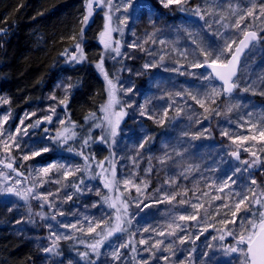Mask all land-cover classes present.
<instances>
[{"label":"snow or ice","instance_id":"obj_1","mask_svg":"<svg viewBox=\"0 0 264 264\" xmlns=\"http://www.w3.org/2000/svg\"><path fill=\"white\" fill-rule=\"evenodd\" d=\"M86 14L83 16L80 29V36L82 38L85 31V27L88 25L90 18L93 15L94 9L106 8L104 12V27L100 33V43L103 45L104 52L101 53V60L96 64V67L104 73V79L107 82V95L108 102L101 107V111L104 113L101 123H95L93 127L102 128L101 135L97 138L99 143L108 144L111 149L113 145L117 143V136L124 132L121 128V123L126 116H129V109L135 113L138 110L140 117H145L148 120H153L155 123L163 126L169 119L173 118L169 115V109L175 106V115L180 116L184 112V107L179 105L177 100L171 99L174 95L184 100L193 101L201 109V114L204 120L209 119L211 116H223L232 113L233 109L238 108V104H227L226 108L221 111L218 109V101H221L223 97H232L233 94L239 90L241 92H251L253 95L264 96V76L260 77L261 84L257 85L251 79L242 80L241 69L247 65L251 59L252 49L257 43L264 42V0H250L246 5H234L229 3L227 5L228 15L222 14L223 8L217 9L210 6L208 8H202L200 5H196L191 8L193 16L198 17L199 20L204 21L207 26V30L202 33H193L191 30H186L191 44L194 48L191 51L180 52V56L187 62V68L192 70L205 69L206 71H181L185 68V64H179L177 67L165 70H171L179 72L180 75L193 76L195 79L201 82H208L212 80L219 81V86H212L210 91L193 92L189 89H182L173 93H166L169 96L171 102L168 108H165L163 113L157 114L150 111L146 104H137L136 101L131 100V95H135V85L129 83L125 85L123 82H114L109 78V74L104 70L103 61L105 59V53H115L112 59L125 55L127 53H121L122 42L112 37L113 32L124 33L125 29H129V15L116 16V13L123 12L128 13L129 9L135 7L132 0H121V3L117 6L114 4V0H85ZM159 3L164 8H170L172 5L179 7L181 11H188L186 7L188 0H159ZM153 13H150L149 23L155 29V20L152 18ZM218 16V19L214 23L220 25L224 29H233L232 35L222 33L219 29H213L212 23L209 22L206 17ZM115 20L118 21L117 26L113 27ZM231 20V24L225 21ZM131 30V29H129ZM159 29L152 33H145L147 39L143 42L139 40H133L127 44L128 48L139 49L140 51H146L144 44L151 40L152 43H159L166 45L168 43L165 39H157V33ZM239 33V35H237ZM135 35V32L132 33ZM199 37V38H197ZM75 43V54L71 55L70 62L80 63L83 62L86 57L83 52L81 43L77 40L76 36L71 37ZM175 50V49H174ZM67 52V49L65 50ZM150 55L152 53H149ZM166 54H161L159 60L154 62H146L143 65V69L147 70L157 68L163 65ZM191 56V60L189 57ZM132 59V56H128ZM202 58V59H201ZM129 71H131L129 69ZM137 75L143 73L137 72ZM59 86V85H58ZM73 85L68 84L65 86L66 91ZM203 87V84H201ZM123 92L125 96H129V100L121 103L117 93ZM131 94V95H130ZM53 100H57V97L53 95ZM0 103L8 104L10 101L7 98L0 97ZM58 104L67 105V95L64 99L58 100ZM119 105V110H116V106ZM48 115L43 116L41 119L26 123L30 116H34L35 113H26L23 118L19 120V123L13 127H8L11 119V112L0 114V153H3L0 158V196L16 197L19 200L29 201L39 200L41 201L40 207L45 205L49 209H55L51 215V220L55 221L57 215L65 216L66 213L63 210H59L56 207L54 200H50L54 193L43 192L38 189L43 188L46 183L61 184L66 182L70 177H77V174H81L79 182H72L71 187L75 189L77 193H83L85 188L88 192H95V195L100 197V200L92 203L91 207L95 208L98 204H103L112 211L106 216H100L98 218L85 217L86 227L80 220L75 223H60L61 228L69 229L73 232L84 233L92 237V242L86 244L87 251L77 252V255L81 260L85 261V264H96V260L91 259L94 255L97 259L102 255L110 257L112 264L121 261L123 252L122 249L129 248L131 246L132 252H136V247L130 236L127 241H120L118 234L126 233L129 231V227L135 219V214L131 213L130 209L135 204L136 209L143 211L152 205L164 204L173 205L179 203L181 205L189 204L193 209L191 214H181L177 217L179 221H195L199 223L204 219L200 216L201 210L207 214L202 203H192L183 197L188 195V192L183 193L176 192L175 190L167 191L164 188L156 189L158 197L153 199L151 203L146 202V199H140V197L147 198L148 183L144 179H137V173L132 170L126 177L121 178L118 174L115 163V152L111 153L112 158L106 157L104 160L96 161V168H99V172L92 170L91 162L95 160L94 155L86 154L83 150H77L69 144V141H73L77 138V132L75 131L77 125L75 122H66L64 119H59L61 126L55 133L50 134V129L43 127V124H52L53 117L56 115V107L51 106L49 108ZM95 117V113L91 114ZM133 118H135L133 116ZM191 118V117H190ZM86 121L88 117L85 118ZM240 121L236 122V126L240 129H245V133L235 134L228 129H223L220 132L222 137H225L230 142V151L228 155L239 163L240 166L235 167L232 170L231 175L225 174V177L217 185L213 182V186L217 192L224 193L225 189L229 190L230 199L227 202H222L220 205H216V217H212L213 223L203 226V231L192 234L189 233L186 236H177V229L183 230L180 224L169 223L166 225V229L157 230L152 227H145L143 232H155L158 236H172L179 239L180 244L190 242L195 245V241L208 230L209 227H213L218 232V236L212 237L213 240H219L225 255L237 254L240 260V264H264V188H260L257 185V180L254 177L253 169H260L264 171V113L255 115L249 111L240 118ZM197 124L201 123V120H196ZM70 125V126H69ZM37 130H40L39 132ZM131 131V130H130ZM132 135L135 132L132 131ZM188 135V133H184ZM211 135L209 128H203L196 133L193 138L198 139L200 137H208ZM38 137V138H33ZM27 138V139H24ZM111 138V143H109ZM92 136L82 140L81 148H85L92 141ZM152 137L145 134L140 137L134 146L135 155L127 156L126 158L132 161L133 168L139 164L138 158L142 156L143 150L151 143ZM59 150L74 153L77 156L82 157L84 165L61 163L59 160L53 159L52 162L46 163L43 166L30 169L29 176H32L33 172L35 177L32 180V186L25 187V180L12 179L11 174L15 173L16 177H23L24 173L19 171L15 166L19 161H35L37 158H43L46 154L57 153ZM17 153L19 155L17 156ZM242 153H247L250 159L242 158ZM179 155V153H177ZM171 159L167 152H165L159 159L160 165H165ZM150 163V161H149ZM107 165V167L105 166ZM3 169H7L5 172ZM91 171L90 179H99L103 185L104 192L100 187H88L85 185L84 174H88ZM153 171L150 166L145 170V174H149ZM238 173H248L247 183L243 190L232 192V186L237 184L236 176ZM55 176L56 178H52ZM164 184L169 187L176 184V180L168 179L164 181ZM67 186V185H65ZM131 189H135L137 193L136 197L131 196ZM59 191V189L57 190ZM127 193V195H125ZM204 195H207L205 193ZM65 202L72 200L71 194H65ZM199 198H197L198 200ZM215 199L224 201L223 195L216 196ZM8 212H13L16 209L15 202H8L4 205ZM31 212V208H29ZM230 213V216H229ZM246 213L247 215H241ZM42 220H47L49 217L42 213H37ZM220 223L224 227L215 229L214 224ZM16 223H21V220H17ZM231 225L232 227H229ZM49 229V238L51 244L47 247H42V251L45 254L60 255L59 241L70 240L75 237L65 235L64 233H57L53 231V225L48 223L45 225ZM132 235H135L134 233ZM116 237L118 244H112L111 238ZM226 237H231L234 243H224ZM151 238L139 240L140 245H145L144 251L151 252L152 249H156L163 252H170L172 256L176 255L173 250V244H165L163 240H156L151 242ZM80 243H85L83 240ZM150 244V246H148ZM106 246L111 248L110 252H104ZM207 248L212 249L215 247L213 244H207ZM196 251L193 247L188 251V256L184 260L178 259V264H192L193 253ZM154 255V253H152ZM203 257H208L207 251L201 253ZM160 259L165 261V264H169L170 256H162ZM62 264V262H61ZM69 264H73L70 260ZM104 264H108L105 261ZM143 264H148V261H144ZM203 264V262H202Z\"/></svg>","mask_w":264,"mask_h":264},{"label":"rangeland","instance_id":"obj_2","mask_svg":"<svg viewBox=\"0 0 264 264\" xmlns=\"http://www.w3.org/2000/svg\"><path fill=\"white\" fill-rule=\"evenodd\" d=\"M136 1V0H135ZM141 6L135 10V12L124 13V15H129V29H125L124 33L113 32L112 37L118 39L122 42L121 44V53H127L128 56H132V59H129L128 56L121 55L112 59L111 57L115 53L109 54L108 62L111 65H114L113 72L114 76L110 79H113L114 82H122V78H118V71L122 70L124 72V84L127 85L132 83L135 85L136 93L131 95V100L137 102V104H146L147 108L157 113L158 115L163 113L165 108L169 107L171 102L170 98L166 93H175L182 89H189L193 92L210 91L212 86H219V83L215 80L208 82H201L200 80L195 79L193 76L187 74L180 75L179 72L165 70V67L172 69L177 67L179 64H185V68H182L181 71H206L205 69L192 70L187 68V62L183 60L180 56V52L191 51L194 48V45L191 44V40L187 35L186 30H191L193 33H202L207 30V26L204 24V21L198 19L191 13V8L196 5H200L202 8H208L207 6L218 7V4L223 0H188V5L186 7L188 11H181L178 6L172 5L170 8H164L159 0H156L159 9H156L148 0H141ZM224 2V1H223ZM229 3L234 5H246L241 0H228ZM250 2V0H249ZM259 2V0H257ZM115 5H119V0H114ZM161 9V10H160ZM107 11L106 8L103 9V25L98 33V40H101L100 33L103 31L104 27V12ZM150 13H153V19L155 20L156 28L154 29L149 23ZM116 16H122L119 13H116ZM210 23L213 25V29H219L222 33L227 35H232L233 29L228 28L224 29L220 25L214 23L218 16L206 17ZM226 23L231 24V20L225 21ZM118 21L115 20L113 27L117 26ZM159 29L157 33V39H165L168 41L166 45H161L158 42L152 43L151 40H148L144 44L146 51H140L139 49H131L127 47V44L131 43L133 40H139L143 42L147 39L145 33H152ZM133 31L135 35H133ZM239 35V33H237ZM199 38V37H197ZM101 44V43H100ZM102 45V44H101ZM261 45L258 43L252 49L251 59L248 61L247 65L244 66L241 70L242 80H252L253 75H251L252 66L254 65L253 59L258 52L261 51ZM103 47V45H102ZM104 49V48H103ZM175 49V50H174ZM157 51V57L152 59H147L149 53H155ZM75 54L74 52H69L65 55L66 59L70 60L71 55ZM107 54V53H106ZM161 54H166L163 65L157 68L147 70L146 72L143 69V65L146 62H154V60H159ZM202 59V58H201ZM191 60V56L189 57ZM118 63V66H116ZM123 64V65H122ZM117 69V70H116ZM129 69L131 71H129ZM137 72L143 73L142 75H137ZM254 78V77H253ZM139 79L140 84H135V81ZM203 84V87H201ZM59 85V86H58ZM67 82L63 79L58 80L54 85L48 89L42 96L41 101L34 104L32 108L26 109L20 113L14 115V117L9 121L8 127H13L19 123V120L24 117L26 113H35L34 116H30L29 120L26 121L32 122L36 119H41L43 116L50 114L49 108L51 106L56 107V115L53 117L52 124H43V127L50 129V134L55 135L56 131L61 128L59 124V119H64L66 122H75L77 125L75 131L77 132V138H79L78 128L79 125L77 121H74L69 115L63 112L65 105L58 104V100L64 99L68 91H66L65 86ZM55 95L57 100L51 99ZM121 103L128 101L129 96H125L123 92L117 93ZM228 97L225 100L218 101V109L223 111L227 104H238L239 107L233 109L232 113L223 115V116H211L209 119L204 120L202 117L203 109L196 105L190 99L185 103L184 100H181L179 97L172 96L171 99L177 100L178 104L184 107V112L180 116L175 115V106L169 109V115L173 117L172 125L169 128L167 133L160 132L156 138H153V128L149 127L146 123L145 117H140L138 115V110L133 113L129 109V116L124 118V121L121 123V128L124 129V132L117 136V143L112 146L110 149L108 144H101L97 138L102 133V128H97V134L94 138L97 141L99 147L92 148L93 150L86 154L94 155L95 160L91 162L92 170L99 172L100 169L96 168V161L104 160L106 157L112 158L111 153L115 152V163L118 174L121 178L126 177L132 170L137 173V179H144L148 183L147 188V198L140 197V199H146V202L151 203L153 199L158 197V193L155 191L159 188H164L167 191L175 190L176 192L183 193L188 192L184 199L189 200L192 203H202L207 209V214L204 210H201L200 216H203L204 219L199 223L195 221H179L177 217L181 214H191L193 209L189 204L181 205L179 203H174L169 205L156 204L152 205L149 208L139 211L136 209L135 204L133 203L132 208L130 209L131 213L135 214V219H133L129 231L126 233L118 234L120 241H127L129 237H132L133 243L136 247V252H132L131 246L126 249H122L123 256L121 261H118L119 264H143L144 261H148V264H153V262L159 261L160 264H165L163 259H160L162 256H170L171 259L169 264H178V259L184 260L186 258L185 254L188 256V251L197 245H202L197 249H201V253L207 251L209 253L208 257H201L200 263L198 264H220V262H227L228 264H240V260L237 254L225 255L222 248L220 247L221 242L213 240L212 237L218 236V232L213 228L209 227L203 235L200 236L198 240L195 241V245L190 242L185 244H180L177 237L172 236H158L155 232H143L145 227H152L157 230L166 229V225L172 223L173 221L177 224H180L182 231L177 229V236H186L189 233L197 234L203 231V226L210 224L213 214L212 210L216 209V205H220L222 202H227L231 197L229 195V190L225 189L224 193L216 191V188L213 186V182H216L218 185L219 182L225 177V174L231 175L232 170L235 167L240 166L239 163L233 160L228 152L231 150L229 145L230 142L227 138L222 137L220 132L223 129H228L235 134L245 133V129H240L236 126V122L240 121L242 116L249 111L253 112L255 115L264 113V104H258V99L251 92H241L237 90V93L233 94V98L229 99ZM108 102L107 95V82H106V94L104 100L97 108L98 115L92 120L93 123H101L104 113L101 111V107L106 105ZM260 105V106H258ZM119 105L116 106V110H119ZM10 112L9 109L1 110L0 114ZM133 116L135 118H133ZM91 117H93L91 115ZM90 117V118H91ZM191 117V118H190ZM14 123L12 124V120ZM201 120L200 124L196 123V120ZM89 119H87L88 121ZM154 125H159L151 120ZM85 123V122H84ZM89 125L85 128L83 138L79 139L77 148L81 149L82 140L87 138L89 135L92 136L93 125ZM195 125V126H194ZM70 126V125H69ZM83 127V125H81ZM194 127V128H193ZM203 128H209L211 135L208 137H200L194 139L193 136L201 131ZM131 130V131H130ZM38 132L40 130H37ZM132 131L135 132V135H132ZM169 133V134H168ZM188 133V135H184ZM145 134L150 135L153 139L151 143L143 150V154L138 158L139 164L137 167L133 168L132 161L127 159V156L135 155L134 146L136 141L143 137ZM38 138V137H33ZM27 139V138H24ZM192 140L194 143H186L187 141ZM74 141V140H73ZM93 141V139H92ZM91 141V142H92ZM71 141H69V144ZM109 143H111V138H109ZM89 145L90 142H89ZM88 145V146H89ZM74 147V146H72ZM87 147L83 148L86 150ZM76 149V148H75ZM123 149L127 151L126 156L124 157L121 152ZM78 150V149H77ZM205 150V152H204ZM79 151V150H78ZM167 152L171 159L165 165H160L158 159ZM179 153V155L177 154ZM55 156L53 159L59 160L61 163L69 164H78L83 166L84 160L82 157L75 155L74 153H69L67 151L59 150L57 153H54ZM19 153H17V156ZM3 153H0V158H2ZM197 156V160H193ZM199 157V158H198ZM242 158L250 159L247 153H242ZM47 160L44 162L33 163L32 161L24 162L19 161L15 166L17 169L24 173L23 177H16L15 173L11 174L12 179H21L25 180V187L32 186V180L35 177L33 172L32 176H29V170L34 169L40 166L45 165L46 163L52 162V160ZM214 159V160H212ZM150 161V163H149ZM202 162V163H200ZM204 163V164H203ZM25 165V166H23ZM107 167V165H105ZM153 168V171L149 174H145V170L149 167ZM212 166V168H210ZM7 172V169H3ZM253 174L257 180V185L260 188H264V181L258 180L256 174H258L260 169H253ZM91 175V171L88 174H84L85 185L88 187H100L102 191L106 192V189H103L99 179H90L88 178ZM81 174H77V177H70L68 181L62 182L61 184L55 183H46L43 188L38 189L43 192H52L54 195L49 197L50 200H54L56 207L59 210H63L66 215L59 216L55 221L51 220V215L55 209H49L47 205L43 208L40 207L41 201L31 200L25 201L19 200L16 197L11 196H0V220H5L10 227L11 231L15 234H25L27 237L33 240V243L38 248L39 251V263L40 264H69L71 260L73 264H85V261L81 260L77 255V252L87 251V243L92 242V237L85 235L80 232H73L69 229L61 228L60 223H75L77 220H80L86 227L85 217L93 218L106 216L112 210L107 208L103 204H98L97 207H91L92 203L100 200V197L95 195V192H88L85 188L83 193L75 192V189L71 187L72 182H79V177ZM56 178L55 176L52 177ZM175 179L176 184L169 187L164 184L165 180ZM248 173H238L236 176L237 184L232 186V192L243 190L245 184L247 183ZM67 185V186H65ZM59 189V191H57ZM131 196L136 197L137 193L135 189H131ZM207 193V195H204ZM65 194H71L73 196L72 200L65 202ZM127 195V193H125ZM225 198L224 201L220 199H215L216 196H221ZM197 198H199L197 200ZM15 202L16 209L13 212H8L5 203ZM31 208V212H29ZM153 209V210H152ZM156 209V210H154ZM37 213L45 214L49 217L47 220H42ZM230 215V214H229ZM17 220H21V223H16ZM53 225V231L57 233H64L65 235L73 236L74 239H71L68 244V255H63L60 251V255L45 254L41 249L42 247H47L51 244V239L49 238V229L45 226L46 224ZM231 226V225H230ZM229 226V227H230ZM232 227V226H231ZM218 229V228H215ZM211 231H215L214 233ZM135 235H132V234ZM151 242L156 240H163L165 244H173L174 251L176 252L175 256H172L170 252H163L156 249H152L151 252L144 251L145 245H140L139 240L149 239ZM231 238V237H229ZM227 239V237H226ZM225 239V240H226ZM83 240L85 243H80ZM65 240L59 241L60 244ZM120 241H117L116 237L111 238L112 244H118ZM231 243H234L231 240ZM224 243H226L224 241ZM207 244H213L215 247L209 249L206 247ZM150 246V244L148 245ZM196 249V248H195ZM59 250V249H58ZM104 252H110L111 248L106 246L102 249ZM154 253V255L152 254ZM183 256V257H182ZM91 259L96 260V264H104L105 261H108V264H112L110 257L107 255H102L97 259L94 255L91 256ZM194 259V258H193ZM194 262V260L192 261Z\"/></svg>","mask_w":264,"mask_h":264},{"label":"trees","instance_id":"obj_3","mask_svg":"<svg viewBox=\"0 0 264 264\" xmlns=\"http://www.w3.org/2000/svg\"><path fill=\"white\" fill-rule=\"evenodd\" d=\"M148 1L156 9H159L156 0ZM223 1L218 4L217 9L223 8L222 14L228 15V0ZM241 1L244 4L249 3V0ZM85 14V0H0V97L10 101L8 104L0 103V111L9 109L13 118L15 114L30 109L34 104L40 102L43 94L55 82L63 79L67 85H73L67 89V105L63 112L77 121L80 127L78 128L79 138L71 141L70 145L90 153L92 148L99 147L94 139L98 131L96 127H93L92 131L93 141H90L91 145L87 146L86 150L79 149L76 145L79 139L84 137L83 130L94 124V117H91V114L95 113V117L98 115L97 108L103 102L106 94L104 73L96 67V64L101 60V53L104 52L98 40V33L103 25V9L99 7L94 9L81 38L80 29L83 26L81 21ZM73 36H76L81 43L86 57L80 63L70 62L65 57L67 53L75 51L76 41L71 39ZM258 44L261 45V51L254 57V65L251 70V75L254 77H252V81L257 85L262 83L260 77L264 76V42ZM66 49L67 52H65ZM109 54L111 52L105 53L103 64L105 72L109 74V78H112L115 77L114 65L107 61ZM157 54V51L149 54L147 59L156 58ZM123 77L124 72L119 70L118 78H122V82H124ZM135 84L139 88V79L135 81ZM254 96L258 99V104H264V96L258 94ZM227 98L223 97L222 99ZM86 117H88V121H86ZM14 120H12V124ZM172 121V118L169 119L163 126L154 125L151 120H146V123L153 128L152 136L156 138L160 132L167 133L169 131ZM153 138L152 140H155ZM186 143L194 142L189 140ZM121 150V154L125 157L127 151ZM54 156V153L46 154L43 158H37L32 162L49 161ZM193 160L196 161L197 156ZM210 168L214 170L212 166ZM256 177L261 182L264 181V171L261 170L256 174ZM211 213L213 217H216V209ZM241 215L247 214L242 213ZM214 227L220 229L224 226L217 222ZM70 240H65L60 244L59 251L63 255L69 254L67 247ZM231 240L232 238L227 237L226 244L232 242ZM198 247L201 248L202 245L195 247L192 264L200 263L202 255L199 256L198 253L201 252V249H197ZM185 256L187 257L186 254ZM38 259L39 251L33 240L25 234L13 233L7 222L0 220V264H40ZM115 264L119 263L115 262ZM153 264H160V262H153ZM220 264L228 263L223 261Z\"/></svg>","mask_w":264,"mask_h":264},{"label":"built area","instance_id":"obj_4","mask_svg":"<svg viewBox=\"0 0 264 264\" xmlns=\"http://www.w3.org/2000/svg\"><path fill=\"white\" fill-rule=\"evenodd\" d=\"M120 1V3H121V0H119ZM132 2H133V4L135 5V7H132V8H130V12L132 13V12H135V10H137L140 6H141V3H140V1L139 0H132ZM124 13L123 12H120V15H123Z\"/></svg>","mask_w":264,"mask_h":264},{"label":"water","instance_id":"obj_5","mask_svg":"<svg viewBox=\"0 0 264 264\" xmlns=\"http://www.w3.org/2000/svg\"><path fill=\"white\" fill-rule=\"evenodd\" d=\"M216 82L220 83L219 81L215 80Z\"/></svg>","mask_w":264,"mask_h":264},{"label":"bare ground","instance_id":"obj_6","mask_svg":"<svg viewBox=\"0 0 264 264\" xmlns=\"http://www.w3.org/2000/svg\"><path fill=\"white\" fill-rule=\"evenodd\" d=\"M124 15V14H123Z\"/></svg>","mask_w":264,"mask_h":264}]
</instances>
